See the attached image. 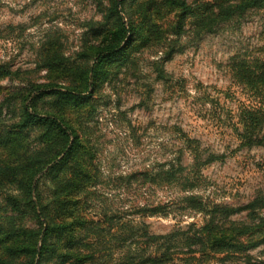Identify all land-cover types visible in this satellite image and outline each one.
I'll use <instances>...</instances> for the list:
<instances>
[{"label": "rangeland", "instance_id": "374dc122", "mask_svg": "<svg viewBox=\"0 0 264 264\" xmlns=\"http://www.w3.org/2000/svg\"><path fill=\"white\" fill-rule=\"evenodd\" d=\"M118 1L126 41L93 73L116 26L110 0H0V65L13 72L0 78V168L40 147L37 130L17 127L29 84L76 87L90 99L65 118L90 179L74 199L80 226L65 264H151L163 253V264H264V83L242 71L264 68V7L221 19L230 0ZM53 55L64 67H47ZM14 180L0 173L1 225L16 216ZM52 190L38 178L44 201ZM0 257L25 264L1 246Z\"/></svg>", "mask_w": 264, "mask_h": 264}, {"label": "trees", "instance_id": "16d2710c", "mask_svg": "<svg viewBox=\"0 0 264 264\" xmlns=\"http://www.w3.org/2000/svg\"><path fill=\"white\" fill-rule=\"evenodd\" d=\"M121 4L118 0H110L109 18H115L116 26L104 30L103 42L97 50V62L90 70L93 73H96L95 68L102 61L118 54L122 43L126 41L127 28L120 16ZM178 5L186 9L184 1L178 0ZM253 7H264V0H230L221 19L230 18L235 13L242 14ZM207 18L201 17L200 24L205 23ZM65 61L61 55H53L45 60L49 68L64 67ZM250 69L242 71L250 76L255 74L264 83V68L257 73V70ZM12 75L9 68L0 65V78ZM56 86L54 82H31L28 90L21 95L23 98L18 130H37L40 147L27 154L25 160L21 159L18 165L0 168L3 176L16 179L14 181H17L21 191L19 195H8L6 198L7 206L16 216L8 217L5 225L0 224L3 235L0 246L4 249V254L12 258L23 257L25 264H40L44 260L53 259L55 264H65L72 259L69 255L74 253L75 233L80 226L79 209L74 199L77 200L78 193L85 189V183L90 179V173L83 165L81 137L76 127L65 118V108L79 106L90 99L91 93L86 94V91L72 86H65L64 90ZM45 97H48L47 100ZM4 139L7 141L9 137ZM218 158L219 156L211 155V159ZM43 175L50 177L53 186L51 199L45 201L38 192V178ZM256 203L253 201L237 209H252ZM26 211H31L33 220L36 221L32 227L23 224L22 213ZM251 231L236 229L234 232L244 236ZM234 241L237 243V239ZM261 242H264V237ZM236 247L238 250L245 248L241 243L236 244ZM164 260V253L149 256L151 264H163ZM4 262L5 258L0 257V263Z\"/></svg>", "mask_w": 264, "mask_h": 264}]
</instances>
